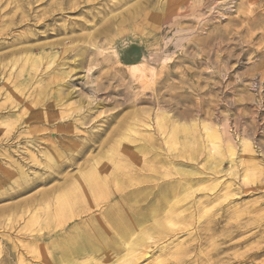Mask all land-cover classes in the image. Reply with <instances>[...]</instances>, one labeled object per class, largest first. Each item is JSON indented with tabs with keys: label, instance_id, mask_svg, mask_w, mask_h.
<instances>
[{
	"label": "rangeland",
	"instance_id": "obj_1",
	"mask_svg": "<svg viewBox=\"0 0 264 264\" xmlns=\"http://www.w3.org/2000/svg\"><path fill=\"white\" fill-rule=\"evenodd\" d=\"M152 1L147 5V0H0V122L19 118L14 126L0 125V140L15 134L11 141L21 145L32 138H42L41 148L56 142L62 148L60 160L67 162V167L47 182L0 201V207H5L20 199H38L36 205L29 200L21 211H11L16 213L13 216L0 213V264L57 261L59 249L48 244L65 227L68 231L81 221L84 224L72 219L62 227L67 213L61 214L66 210L58 201L73 195L86 199L96 192L92 183L99 179L107 180L105 186L110 184L107 193L121 185L119 191L126 195L133 184H157V189L168 180L194 182L190 198L184 196L186 200L176 202L186 214L171 215L176 216L172 222L175 234L172 231L164 236L161 229L150 230L152 238L144 251L147 255H125L117 264H170L180 254L169 252L178 243H189L191 231L202 226L213 230L207 234L210 237L204 233L201 246L200 241L195 251L184 256L192 264H218L210 255L212 251L214 256L220 253L219 258H241L264 246V0H218L219 12L211 10L209 0H192L190 7L196 5L195 11L204 16L200 24L192 16L166 19L178 14L177 6L187 0ZM40 45L45 46L37 48ZM19 48L24 49L17 51ZM115 49L119 58L105 62V54ZM158 53L163 58L156 61ZM150 54L154 55L155 77L146 80L151 73L135 68H142L139 61ZM92 66L93 74L88 78L86 69ZM62 82L74 88L77 96L67 98L69 88ZM46 88L49 95L45 98L40 91ZM159 101L178 125H184L172 120L154 123ZM9 108L13 116L8 115ZM186 125V130L181 129ZM179 130L185 133H177ZM166 138L181 141L175 152H167ZM246 142L256 155V166L247 167L241 161ZM84 144V153L70 165L68 155L82 151ZM42 156L41 162H30L36 173L30 177L45 176L60 163ZM182 164L187 166L180 167ZM77 175L84 176H78L80 182ZM47 193L49 197H45ZM67 208L76 212L83 206L78 203ZM103 208L94 207L82 219L89 213L99 214ZM92 224L97 232L104 226L97 219ZM52 227L56 228L49 235ZM232 233L238 234L234 240L248 241L222 250L230 243H224L229 239L226 236ZM43 234L44 240L33 238ZM212 241L218 249L211 247ZM255 259L251 264H264V253Z\"/></svg>",
	"mask_w": 264,
	"mask_h": 264
},
{
	"label": "bare ground",
	"instance_id": "obj_2",
	"mask_svg": "<svg viewBox=\"0 0 264 264\" xmlns=\"http://www.w3.org/2000/svg\"><path fill=\"white\" fill-rule=\"evenodd\" d=\"M209 1H211V10H217L218 11L220 9L221 5H218L216 3L218 0H209ZM233 1L234 0H225V3L226 2L232 3ZM147 2H148L147 5H150L153 1L152 0H147ZM197 2L200 3V2H202V0H197ZM191 4H192V0H187L183 5H182V2H180L179 5L177 6L178 9L176 8L178 14L172 15L173 14L172 13L169 16H167L168 18H166V19H169L170 18L171 20H175L177 17L179 18V16L185 15L186 17L192 16V17L197 18L198 19V24H200V22L202 23L203 22L202 20H204V16H202L203 14L200 15L199 13H197L195 11L196 5L190 7ZM117 5H118V3H115L114 4V6H117ZM199 6H201V5H199ZM193 7H195V8H193ZM209 7H210V5H209ZM138 9H140V8H138ZM138 9H137V11H138ZM246 21H247V19H246ZM249 21H250V19H249ZM246 25H247V23H246ZM192 28H190V29L192 30ZM194 28H195V26H194ZM192 31H190V33ZM188 32L189 31H187V33ZM44 46L45 45H40L37 48H41V47H44ZM92 47H94V46H92ZM23 49L24 48H19V50H17V51H22ZM30 49L33 50V48H27V51H29ZM10 54L8 56H10ZM8 56H5V57H8ZM103 56H104V54H103ZM119 56H120L119 51L115 49L114 51L107 52L105 54V57H103V58H104V61L105 62L109 63V62H112L114 59L119 58ZM188 56H190V55H188ZM94 58H96V57H94ZM161 58H163V56H162L161 53H158V55L155 56L156 61H159ZM81 59H83V58H81ZM93 60H95V59H93ZM153 60H154V55H152V54H150L149 56L143 55L142 56V60L139 61V63H140L139 65H141L143 67L142 68L139 67L138 69H137V67L135 68L136 70H140V73H142L143 71H146V70L151 73L150 77L148 78V76H147V79L146 80H148V79L153 80L154 77H155L154 76L155 75V67L151 63ZM82 62H83V60H82ZM91 64H93V63H91ZM78 65H79V63H78ZM88 66H90V65H88ZM93 66L90 67V68H88V69H86V73L85 74H86V76L88 78H91L92 77L93 69H94ZM133 66H134V64H133ZM79 67H81V66L79 65ZM225 68H226V66H225ZM262 76H264V73H262ZM144 77H146V76H143V78ZM61 84H62L63 87L64 86L65 87L66 86L68 87V84L66 82H62ZM68 88L69 89L67 91L68 92L67 98L76 97L77 95L74 92V88L73 89H70V87H68ZM40 93H39V96L41 95V96H43L45 98L47 97V95H49V92H48V89L47 88L46 89H43L42 91H40ZM157 108H158V111H157L158 113L155 116L154 123L156 121L157 124L158 123L161 124V122L163 120H165L164 122H166L167 120H172V121H174V123L177 122L176 124L178 125V121H176L173 117H171L169 115V113L166 111L165 105H161L160 104V101L158 103V107ZM11 109L12 108H9V111H8V115L9 116H13L14 115V113L12 112ZM18 121H19V118L16 119V120L10 119L8 122H0V125L1 124H4V123H8L9 126L10 125L14 126ZM162 124H165V123L162 122ZM179 125H184V123L180 122ZM177 127H175V128H177ZM181 129L186 130L187 129V125H186V127L183 126ZM173 132H174V130H173ZM173 132H171V133H173ZM182 132L185 133L184 131H182ZM182 132H180V130H179V132H177V133H182ZM95 133H101V132H95ZM212 133H213V131H212ZM93 135H95V134H93ZM176 135L178 136V134H176ZM15 137H16L15 134L13 136H11V137L8 134L4 139H1L0 140V159L2 160V163H0V176H1L0 177V201L3 200V199H5V198H14L16 196H19L22 193L26 192L27 190L31 189L32 187H34V186H36L38 184L47 182L49 179L52 178V176H56L57 174H60L62 172V170H64V167L67 164V162L65 164V162H63V161L60 160L62 158V155H63L62 148H61L60 144H57L55 142V143H52L51 145L48 144L49 145V147L47 146L48 148H41L40 144H42V138L41 139L40 138H32L30 141H28V143H25L24 145H21V142L11 141ZM97 137H99L98 134H97ZM178 140H176V139L171 140L170 138H166L164 140L163 143H165L167 145V152L176 149V147L178 146V144H181V141L179 140V142H178ZM242 140H243V138H242ZM59 142H60V140H59ZM103 142L104 141H102V143ZM73 146H75V145H73ZM85 147H86V145L84 146L83 150L82 151H79L77 154H75V153H73L71 151L72 154L71 155H68V157H67L68 158L67 159L68 160V163L70 165H75L77 163V160L79 159V157L84 153ZM219 147H220V145H219ZM181 148H183V147H181ZM177 149H179V147ZM66 150H68V149H66ZM150 151H147V152H150ZM144 152H146V151H144ZM174 152H175V150H174ZM211 152H212V150H211ZM219 152H217V153H219ZM224 152L225 151H223L222 153L224 154ZM222 153H220V154L222 155ZM42 154H43L42 157H45L46 159L47 158H52V159H54L55 162L58 161L60 163H58V164L56 163L57 164L56 166H52L53 167L52 171H50L47 174L44 173L45 176H43V175L38 176V174H37V176L35 175V176L30 177L32 174H36L35 172H32L31 167H33V164H30V162H36V163L41 162L40 156ZM164 154L165 153H163V155ZM178 154H179V152H178ZM168 155H169V153H168ZM14 156H17L20 161H18V159H14ZM23 156H26L25 159H24ZM209 156H212V154L209 155ZM240 158H241V161L244 162L247 167L248 166H252L253 167V166L258 165V161L256 159V155H255V153H254V151L252 149L251 144L248 143V142L244 143V148H243V151H242V153L240 155ZM214 162H216V160ZM178 163H180V162H178ZM213 163H210V164H213ZM215 164H214V166H216ZM217 164H219V163H217ZM83 165H84V163H82V166ZM186 166L187 165H185V164L180 165V167H186ZM209 166H211V165H209ZM173 167H175V166H173ZM180 167H177L176 170H179ZM181 170L183 171V169H181ZM83 173H85V172H83ZM78 176L79 175H77L76 178L79 181ZM79 177H84V176H79ZM19 179H20V183L17 184L16 182H18ZM83 179H81V180H83ZM91 180L93 181V179H91ZM94 180H95V177H94ZM105 181H107V180H102V179L100 180L99 179V181H97L96 183L93 182L92 184H95V187L94 188H95V191L96 192H94V194H93L94 196L93 195H90V196H88L84 200L78 199L75 195H73V196H71L69 198H66V200H64L65 198H63L64 201L63 200L61 201V200L58 199L59 200L58 201V203H59L58 206H61L62 205L61 207L62 208H65V210H66V212H65V210L63 209L65 213H61V214H65L66 215V213H67V219H64V222H62L63 223L62 224V227H65L66 226L65 224L69 220H72V219L73 220L79 219L78 222L80 220H83L84 224H82V221H81V224H78V226L76 225V227H73L71 230H68L67 231L66 230V227H65L60 232V234H56V237H54V236L51 235L52 238L53 237L54 238H53V241H51L48 245L51 246V248H53V247L54 248H58L59 249V253L56 255L57 261H55V258H53L54 261L50 262V264H65V261L66 262L68 261V263H70V264H89V263L90 264H117L116 262H118V260H122V258H124L125 255H130L132 257H140V255H143L144 251H146L147 248H148V246H149V244H148L149 243L148 242L149 237L152 238L151 235H150V233H149L150 230H160L161 229L162 232H163V234H164V236H169L172 231L174 232L173 229L175 228V225H174L175 223H172V222H173V220H174V218L176 216L175 217H172L171 215L183 216V215L186 214L185 211H182L178 207V203H176V202L178 200H179L178 202H183L184 200H186L185 199L186 196L190 198V196H191V190H190V188H192V184L194 183V182L192 183V181H189V180H185V181L168 180V182L166 183L167 184L166 186L159 187V188L156 189L157 184L155 186L154 185L149 186V185H143V184L141 186H139V185L138 186H135L133 184V181L131 180L133 186L131 185V188L132 189H130L129 191H127L128 193L126 195V193L124 194V193H121L119 191L121 185H118V186L116 185L114 189L112 188L113 189L112 192L107 193V191H108L107 186L109 187L110 184L107 185V186H105L106 185ZM73 182L75 183L76 181H73ZM69 183H70V181H69ZM84 184H86V183H84ZM92 184H91V186H92ZM71 185H72V182H71ZM82 185L80 184L79 186H82ZM76 186H78V185H76ZM178 187H183V190L182 191H179L181 189L178 188ZM81 188H83V186ZM81 188H80V190H81ZM77 189L75 191H77ZM72 190H74V189L72 188ZM85 190H86V188H85ZM82 191H84V190H82ZM166 192L169 195H165L164 193H166ZM82 193H84V192H82ZM188 194H190V195H188ZM44 195H45V197H49V194L48 193L47 194H44ZM67 195L65 197H67ZM93 197L96 198V199L97 198H100V200H102V201H100L99 203H95V200H94ZM29 200H31V199L30 198H25L23 200L20 199V201L18 203H16V204L15 203H13L12 205L6 204L7 206L0 207V213H6L8 216L9 215L10 216L11 215L13 216L16 213H12L11 214V211H13V212H15V211L16 212L21 211L22 208H24L26 206V204L29 202ZM54 200H56V199L54 198ZM199 200H201V198H199ZM37 201H38V199H37ZM37 201H36V199H33V200H31V204H33V205L35 204L36 205L37 204ZM201 201H203V200H201ZM78 203L82 204V206H83V209L80 210V211L76 210V212H73V211H70V209L67 208V207L70 208L72 205L78 204ZM83 204H85V205H83ZM197 204L198 203H196V205ZM160 205H162V206H160ZM99 206L100 207H105V208H103L99 212V214L89 213V214H86L85 215L87 217V218L85 217L86 219H82L83 218V214H85L88 211L92 210L94 207H99ZM26 208H28V207H26ZM14 209H15V211H14ZM25 210H27V209H25ZM58 210L62 212L61 208L58 209ZM27 211H29V210H27ZM68 212H69V214H68ZM163 214H164V217H162V216L160 217V215H163ZM202 214L204 216V213H202ZM55 218H57V215H56ZM55 218H53V219L56 220ZM62 219H63V217H62ZM96 219L97 220H101V223L103 222V224H104V226H102L99 229L100 231H98V232L96 230H94L97 227H93V224H92L93 221L96 220ZM53 221H51L50 223H52ZM60 221H62V220H60ZM200 221H201V219H200ZM58 224H60V222ZM168 225L171 228L168 227ZM145 226L148 227V230L145 228ZM190 226H191V224H190ZM187 227H189V225H187ZM55 228L52 227L51 230H50V232L48 234L49 235L50 234H53V231L55 230ZM212 230H213V227H211V226H208V227L202 226L199 230H195L194 232L191 231L190 234H193V237L190 239V242L189 243L188 242H183L182 244L181 243L180 244L178 243L177 248L174 251L169 252V254H171V253H179L180 254V256H179V258L177 260L173 259L169 263L170 264H192V262H189L188 260H184V256L186 258V256L187 255L189 256V254L192 251H195L196 248H197V246L199 245V242L200 241H201V244H200V246H201L203 244V242H204V235L206 234V237H208L209 235H211L210 233L212 232ZM234 232L235 233L237 232L239 234V230H235ZM151 233H153V232H151ZM174 234H175V232H174ZM207 234H209V235L207 236ZM238 234H233L232 233L229 236H226V237H229V239L226 240V238H225L224 243L226 244L227 241H229L230 243L224 245L221 249L222 250H225V249H228V248L230 249V247H235L236 245L239 246V245L244 244L245 242L248 241V239H246V238H243V239L236 238L237 240L236 239L234 240V238ZM241 234H243V233L241 232ZM44 236L46 237L45 234L39 235V236L36 235V236H33V238L40 239V240L43 239L44 240L45 239ZM200 236H202L203 238L201 239ZM213 241H214V238H213ZM213 241H212L211 247L217 248V244L216 243L213 244ZM195 242H197V244ZM170 250H171V247H170ZM201 250L202 249H200V251ZM248 250L249 249H247V251ZM200 251H198V252L200 253ZM207 252L208 251H206V253ZM212 252H210L211 254L208 252V254H210L213 258L216 257L215 260H217V263L218 264H243V263L244 264L245 263L251 264V263L254 262V260H256L255 258H258V256H260V255L262 256V253H264V246L259 247L257 250H254L253 249L252 251H248L241 258H227V259L226 258H219L217 255L218 254L220 255V253H217V255L214 256V255H212ZM221 252H223V251H221ZM146 253L147 252H145L144 255ZM203 254H204V252H203ZM197 256H199V255H197ZM232 256L234 257V255H232ZM200 258H199V260H201ZM203 258L204 257H202V259ZM206 258L209 259L208 257H206ZM155 259L156 258H154V260ZM195 260H197V259H195ZM202 263L203 262H201V264ZM215 263H216V261H215ZM128 264H131V263H128ZM156 264H161V263H159V262L157 263L156 262Z\"/></svg>",
	"mask_w": 264,
	"mask_h": 264
}]
</instances>
